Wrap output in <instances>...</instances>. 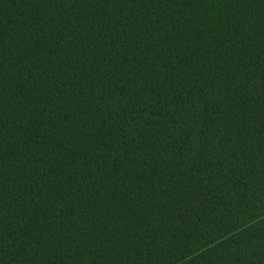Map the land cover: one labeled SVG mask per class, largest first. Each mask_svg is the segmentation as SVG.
<instances>
[{
    "label": "trees",
    "instance_id": "1",
    "mask_svg": "<svg viewBox=\"0 0 264 264\" xmlns=\"http://www.w3.org/2000/svg\"><path fill=\"white\" fill-rule=\"evenodd\" d=\"M0 264H264V0H0Z\"/></svg>",
    "mask_w": 264,
    "mask_h": 264
}]
</instances>
